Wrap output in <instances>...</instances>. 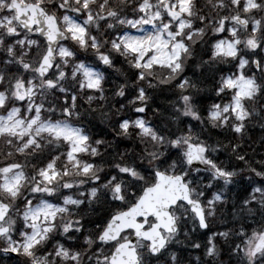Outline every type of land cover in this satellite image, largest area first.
Masks as SVG:
<instances>
[{
    "label": "snow or ice",
    "instance_id": "6c2138e0",
    "mask_svg": "<svg viewBox=\"0 0 264 264\" xmlns=\"http://www.w3.org/2000/svg\"><path fill=\"white\" fill-rule=\"evenodd\" d=\"M181 248L264 264V0H0V264Z\"/></svg>",
    "mask_w": 264,
    "mask_h": 264
},
{
    "label": "trees",
    "instance_id": "16d2710c",
    "mask_svg": "<svg viewBox=\"0 0 264 264\" xmlns=\"http://www.w3.org/2000/svg\"><path fill=\"white\" fill-rule=\"evenodd\" d=\"M237 193H239V194H243L241 189H239V188H235V189L233 190V192H232V193H229L228 195L231 197V196L236 195ZM196 235L199 236V233H197ZM202 238H203V237H201V239H202ZM180 251H182V253H183L186 257L188 256V254H189L190 252L192 253V256H195V255L197 254L194 250H192V249H190V248H181ZM191 264H196V262H195V261H191Z\"/></svg>",
    "mask_w": 264,
    "mask_h": 264
},
{
    "label": "clouds",
    "instance_id": "9594fccd",
    "mask_svg": "<svg viewBox=\"0 0 264 264\" xmlns=\"http://www.w3.org/2000/svg\"><path fill=\"white\" fill-rule=\"evenodd\" d=\"M191 260H192V261H195V262H196V264H197V261H196V258H195V256H192Z\"/></svg>",
    "mask_w": 264,
    "mask_h": 264
}]
</instances>
